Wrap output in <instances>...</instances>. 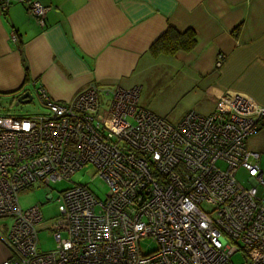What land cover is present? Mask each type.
<instances>
[{"label": "built area", "instance_id": "1", "mask_svg": "<svg viewBox=\"0 0 264 264\" xmlns=\"http://www.w3.org/2000/svg\"><path fill=\"white\" fill-rule=\"evenodd\" d=\"M13 4L45 25L40 0H0V11ZM34 91L45 111L0 113V218L11 221L1 264H234L235 254L264 264V170L247 146L264 104L227 92L212 113L173 124L140 104L139 86L90 83L64 101ZM86 164L107 183L105 198L85 185L61 191L55 247L40 250V206L23 209L18 194ZM144 238L157 248L141 253Z\"/></svg>", "mask_w": 264, "mask_h": 264}, {"label": "crops", "instance_id": "2", "mask_svg": "<svg viewBox=\"0 0 264 264\" xmlns=\"http://www.w3.org/2000/svg\"><path fill=\"white\" fill-rule=\"evenodd\" d=\"M40 26L22 4L0 11V95L42 86L53 100L90 83L140 87V104L176 123L212 113L227 92L264 104V0H40ZM173 28L195 34L188 51H150ZM12 35L15 38H12ZM224 61L216 66L217 56ZM28 77V79H25ZM24 85V86H23ZM264 168V119L248 141ZM0 233V264L9 256Z\"/></svg>", "mask_w": 264, "mask_h": 264}, {"label": "rangeland", "instance_id": "3", "mask_svg": "<svg viewBox=\"0 0 264 264\" xmlns=\"http://www.w3.org/2000/svg\"><path fill=\"white\" fill-rule=\"evenodd\" d=\"M45 111L44 106L39 101L35 91L32 93V100L26 103L15 104L13 100L0 95V113H8L14 116H28ZM106 114L104 109L101 111ZM170 123L176 122L166 118ZM264 170V168H261ZM237 179L243 184L248 185V180L244 170L237 172ZM74 185H85L99 199H104L108 191V185L101 176L94 172L90 164L83 165L82 168L73 173L68 180L50 182L48 185L36 184L32 188L21 191L18 194L19 205L26 209L39 205L43 222L38 231V247L42 251H47L55 247V240L51 229L54 226V219L58 215L57 198L60 192ZM11 221L8 218H0V233L7 234V227ZM140 251L143 254L150 253L157 248L156 242L149 238H144L139 242ZM234 264H240L242 259L239 254L232 256Z\"/></svg>", "mask_w": 264, "mask_h": 264}, {"label": "trees", "instance_id": "4", "mask_svg": "<svg viewBox=\"0 0 264 264\" xmlns=\"http://www.w3.org/2000/svg\"><path fill=\"white\" fill-rule=\"evenodd\" d=\"M195 39H196L195 34L190 30H187L183 33H179L173 28L169 27L153 43L150 51L153 55H156L159 53L173 55L175 52L179 50L188 51L192 49V47L195 44ZM25 79H28V77H26ZM26 89H23L22 87H20L18 90L10 92L9 94H12V95L15 93L17 94ZM10 100L14 101V97H12Z\"/></svg>", "mask_w": 264, "mask_h": 264}, {"label": "water", "instance_id": "5", "mask_svg": "<svg viewBox=\"0 0 264 264\" xmlns=\"http://www.w3.org/2000/svg\"><path fill=\"white\" fill-rule=\"evenodd\" d=\"M32 100V93L29 89L23 90L14 96V102L16 105L19 103H26Z\"/></svg>", "mask_w": 264, "mask_h": 264}]
</instances>
